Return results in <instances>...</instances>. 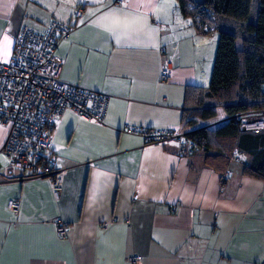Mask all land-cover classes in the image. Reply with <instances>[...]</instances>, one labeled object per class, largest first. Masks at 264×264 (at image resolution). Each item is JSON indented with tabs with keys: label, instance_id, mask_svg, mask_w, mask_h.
<instances>
[{
	"label": "crops",
	"instance_id": "1",
	"mask_svg": "<svg viewBox=\"0 0 264 264\" xmlns=\"http://www.w3.org/2000/svg\"><path fill=\"white\" fill-rule=\"evenodd\" d=\"M53 20L73 26L57 47L61 77L107 94L109 111L103 124L58 118L60 194L48 178L0 185V264H264V180L244 173L236 157L247 155L216 168L212 150L181 155L130 131L180 130L209 86L218 32L201 33L177 0H0V61L22 26L44 32ZM8 133L0 123V173L21 177L1 153Z\"/></svg>",
	"mask_w": 264,
	"mask_h": 264
},
{
	"label": "built area",
	"instance_id": "2",
	"mask_svg": "<svg viewBox=\"0 0 264 264\" xmlns=\"http://www.w3.org/2000/svg\"><path fill=\"white\" fill-rule=\"evenodd\" d=\"M82 13L78 8L76 16ZM73 26L57 20L50 22L44 32L22 26L15 40L11 59L0 61V123L9 126L7 139L1 149L10 169L27 174L9 177L0 173V185L27 178H48L56 194L63 190V169L54 151V131L58 118L72 110L82 118L105 123L109 111V97L103 92L67 82L61 77L63 59L57 54L61 40L67 38ZM171 62L162 64L160 78H172ZM240 128L260 133L264 131V108L235 114ZM141 133L147 143L173 142L181 155L196 147L187 132L177 130L130 128ZM245 164L246 160L237 156ZM10 208L18 212L20 200L13 198ZM176 209V207H175ZM61 237L68 236L64 221L57 225ZM141 257L133 258L137 262Z\"/></svg>",
	"mask_w": 264,
	"mask_h": 264
},
{
	"label": "trees",
	"instance_id": "3",
	"mask_svg": "<svg viewBox=\"0 0 264 264\" xmlns=\"http://www.w3.org/2000/svg\"><path fill=\"white\" fill-rule=\"evenodd\" d=\"M177 1L181 13L193 19L201 33L218 32L209 86L200 88L180 130L187 132L195 148L214 151L208 156L212 166L218 168L236 152L243 153L248 156L244 173L264 180V131L242 130L234 117L264 108V0ZM225 20L235 25L228 26Z\"/></svg>",
	"mask_w": 264,
	"mask_h": 264
},
{
	"label": "rangeland",
	"instance_id": "4",
	"mask_svg": "<svg viewBox=\"0 0 264 264\" xmlns=\"http://www.w3.org/2000/svg\"><path fill=\"white\" fill-rule=\"evenodd\" d=\"M257 11H258V4L256 3L255 5H254V7H253V12H252V17H253V19L256 17V15H257ZM241 43V41L239 40L238 41V45Z\"/></svg>",
	"mask_w": 264,
	"mask_h": 264
}]
</instances>
